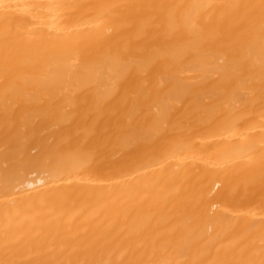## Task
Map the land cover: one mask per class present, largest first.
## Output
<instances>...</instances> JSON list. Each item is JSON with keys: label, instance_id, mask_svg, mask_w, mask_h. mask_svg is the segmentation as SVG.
Here are the masks:
<instances>
[{"label": "bare ground", "instance_id": "obj_1", "mask_svg": "<svg viewBox=\"0 0 264 264\" xmlns=\"http://www.w3.org/2000/svg\"><path fill=\"white\" fill-rule=\"evenodd\" d=\"M0 264H264V0H0Z\"/></svg>", "mask_w": 264, "mask_h": 264}]
</instances>
